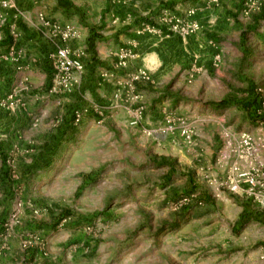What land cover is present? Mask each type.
Instances as JSON below:
<instances>
[{
	"label": "rangeland",
	"instance_id": "374dc122",
	"mask_svg": "<svg viewBox=\"0 0 264 264\" xmlns=\"http://www.w3.org/2000/svg\"><path fill=\"white\" fill-rule=\"evenodd\" d=\"M12 1L0 0V264H233L235 250L264 247L263 239L244 243L255 235L249 213L210 231L185 224L184 214L203 203L197 169L214 158L200 129L223 144L241 129L264 127L262 85L214 104L195 83L208 67L243 68L249 49L260 52L259 40L201 34L229 25L212 17L234 18V31L248 18L264 25V0H93L99 11L88 6L78 15L95 22L89 37L67 46L72 37L55 31L45 48L21 30L19 18L28 14ZM7 11L17 17L9 21ZM62 47L81 65L66 77ZM95 47L108 51L91 60L86 49ZM164 68L177 70L166 82ZM88 72L106 86H90ZM210 78L218 81L217 73ZM117 127L131 132L132 143L156 149L154 172L120 154ZM254 135L253 145L261 137ZM185 144L189 162L180 158ZM90 149L98 165L73 170L79 152Z\"/></svg>",
	"mask_w": 264,
	"mask_h": 264
},
{
	"label": "crops",
	"instance_id": "0c3cea01",
	"mask_svg": "<svg viewBox=\"0 0 264 264\" xmlns=\"http://www.w3.org/2000/svg\"><path fill=\"white\" fill-rule=\"evenodd\" d=\"M12 0H10L11 2ZM13 2V1H12ZM14 4L20 5L22 3L25 8V14H28V17L24 15L21 16L20 27L23 32H34L37 34V38L40 39V42L43 44V48L45 46L50 47L49 41L53 40V36H58L57 33L52 28L51 24H46L45 20H41L38 17V14L42 13L44 18L47 19L52 24H58L61 26L70 25L74 31V35L71 39L64 41L65 45L73 46L80 44L77 41L82 43V39H87L89 34L92 31L93 20H84L83 16L79 17L80 13H84L82 8L92 6V8L98 12L99 7L96 6L93 0H15ZM9 15L8 20L15 19L16 15L12 16L11 11H7ZM217 19V23L221 21H228L229 25L224 28L221 32L219 27H213L211 33L201 34L203 40L207 39V35L214 39L217 38L220 33L226 38H240L241 36H248L249 38L258 39L260 43V52H254L253 49H249L248 57L246 58V64L243 68L237 69L232 66H227V68L216 69L206 68L204 73L201 75L195 76V83L197 85L196 88L198 90L201 89V92L206 91L209 95L207 100L212 101V103L217 104L222 101L232 102L234 100V96L231 93H234L233 90L239 88L252 89L258 85H264V25H257L250 21V18L244 19L242 22L244 25L238 28L237 31L235 26L234 18H222V17H212V21L214 22ZM259 22L264 24V19L259 18ZM263 19V20H261ZM25 20V21H24ZM241 23V24H242ZM250 24V25H248ZM244 32V35H243ZM42 33V36L40 35ZM117 33V32H116ZM55 41L59 40V37H56ZM49 40V41H48ZM261 40V41H260ZM205 45V43H204ZM108 50H104L103 48H92L86 49L87 57L91 55V60L95 58H100L101 55L107 53ZM91 62L90 59L85 58V68H87V61ZM95 62V61H93ZM95 70L100 67L94 66ZM86 70V69H85ZM159 70V69H158ZM168 69L164 68V78L163 80L166 82L170 77H172V73L176 72L175 69H169V73L166 74ZM87 71V70H86ZM212 73H217L218 81L212 82V78L210 75ZM89 74V76H88ZM171 74V75H169ZM93 73H87L88 78H85V81H88V84L92 87H95L96 90H101L105 87L106 81L99 79L98 83L93 79ZM161 81V80H160ZM217 87L219 90H207L208 87ZM247 93V91L245 92ZM205 99L202 97V100L197 102L196 104H201L200 109L204 108L203 102ZM208 108V105H205ZM197 111L198 106L195 108ZM197 113V112H196ZM198 114V113H197ZM223 116H227L228 118L232 117L231 113L225 112ZM119 117L116 116L117 126L119 127L121 123L119 122ZM117 127V129H118ZM118 135L120 139V143L115 139L116 145L122 144V148L120 154L124 157H128L131 161L130 164H134L135 166L141 167L144 165L150 166L153 160L159 159L156 155V149L150 150L144 143L134 141L131 142V138L129 134L130 131L125 132L123 129H118ZM123 131V132H122ZM211 131V132H210ZM200 129L198 133H201V136L204 134L207 135V138L210 140L209 147L210 152L212 153L213 162L212 164H199L202 167L201 170L197 169L199 173V181L200 185L197 187L199 189V197L203 201L201 206L193 207L184 211L185 214V224H199L203 229L207 231L213 230L214 228H218L223 224L231 221L230 224L235 225L239 222L240 215L243 216L247 213L251 216V219H247L248 224L253 226L255 229V235L251 236L248 241L244 243L251 244L256 243L258 240H264V127L256 128L257 132H252L249 129H241V132H247L251 135L252 139L254 134H258L260 137L259 143L252 144V152L243 159L238 158L236 155L237 148L240 146V140L238 139L239 133H235L231 136V139L227 141V143L221 144L219 139L217 140L216 135H214V131L212 130ZM215 139L212 141V138ZM255 138V137H254ZM254 140V139H253ZM201 140H198L196 143L199 145ZM255 141V140H254ZM132 143V144H131ZM201 147V144L199 145ZM188 146L185 144L181 148L180 158L185 162H189L187 148ZM202 148V147H201ZM130 149H134L137 153L132 154L129 152ZM207 148L201 150L203 154H206ZM110 152H105L103 156H105L101 160L107 159V154ZM167 153H163L166 155ZM187 154V156H185ZM202 153H198L196 151L197 158L199 159V155ZM80 157L82 158V162L79 164H72L73 170H77V172H86L91 168V166H97V161L100 159L97 158L95 163L92 161V157L99 155L96 150H87L79 152ZM159 155V154H158ZM160 155H162L160 153ZM96 159V157H95ZM152 160V161H151ZM216 160L218 163H216ZM152 172H154V165H151ZM236 168L237 171H249L254 177L255 183L250 189L246 183L241 184L242 188L238 192H234L230 190L225 184L227 178L230 175V171ZM250 191V192H249ZM249 225V226H250ZM244 230H248L246 226L243 228ZM264 250L263 246L258 245L255 250L248 249L247 251L235 250L234 254H229L228 258L233 264H264V258L262 257V252ZM242 251V252H241ZM241 252V254H239Z\"/></svg>",
	"mask_w": 264,
	"mask_h": 264
},
{
	"label": "built area",
	"instance_id": "2783aa9c",
	"mask_svg": "<svg viewBox=\"0 0 264 264\" xmlns=\"http://www.w3.org/2000/svg\"><path fill=\"white\" fill-rule=\"evenodd\" d=\"M3 5L6 6L7 5L6 2H3ZM46 24H49V22L46 21ZM52 27L54 31L60 34L62 39H68L74 35V31L70 25L61 26L58 24H52ZM57 56L59 60H61V69L64 71L65 77L71 69L81 68L79 60L74 59L71 52L67 48H64V47L60 48L57 52ZM256 92L259 95L258 101L260 102L261 105L264 106V85L259 86L256 89ZM79 117L80 115L77 113L75 115L76 122L79 121ZM237 136H238V139L240 140V143H239L240 146L237 148V151L235 153L238 156V158L243 159L252 152L253 139L251 135L247 132H241ZM230 172L231 173L224 184L230 190L234 192H238L242 188L241 184L243 183H246L248 186H250L249 190H252L255 180L249 171L240 172V171H237L236 168H233ZM193 196H194L193 194L190 195V197H193ZM188 199H189L188 197H185L183 201L186 202L188 201ZM262 257L264 258V250L262 252Z\"/></svg>",
	"mask_w": 264,
	"mask_h": 264
},
{
	"label": "trees",
	"instance_id": "16d2710c",
	"mask_svg": "<svg viewBox=\"0 0 264 264\" xmlns=\"http://www.w3.org/2000/svg\"><path fill=\"white\" fill-rule=\"evenodd\" d=\"M92 45V44H91Z\"/></svg>",
	"mask_w": 264,
	"mask_h": 264
}]
</instances>
